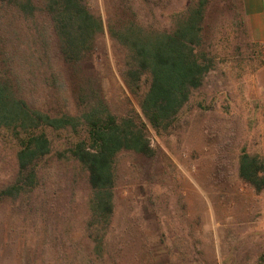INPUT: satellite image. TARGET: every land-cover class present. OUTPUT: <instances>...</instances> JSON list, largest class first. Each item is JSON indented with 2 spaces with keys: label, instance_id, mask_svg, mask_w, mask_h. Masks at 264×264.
<instances>
[{
  "label": "rangeland",
  "instance_id": "rangeland-1",
  "mask_svg": "<svg viewBox=\"0 0 264 264\" xmlns=\"http://www.w3.org/2000/svg\"><path fill=\"white\" fill-rule=\"evenodd\" d=\"M188 2L85 0L105 30L96 41L94 68L82 64L83 79L88 78L116 114H133L145 124L155 151L149 158L121 152L115 159L116 211L102 264L108 259L110 264H264V190L256 191L239 175L243 150L264 157V94L253 84L264 46L250 40L240 0L210 1L206 36L214 68L168 134L147 123L123 80V57L108 32V18L125 22L131 4L138 21L164 28L170 25V13L183 10ZM5 8L1 49L19 45L27 55L55 53L53 43L37 48L42 42L39 13L32 15L31 23L7 13L12 7ZM49 135L53 155L41 164L36 189L30 195L19 190L15 197L7 192L16 185L18 146L0 129V264H98L88 261L84 234L87 171L59 156L86 138L85 129L79 125L75 133ZM24 197L33 200L34 208L39 206L35 216L22 209Z\"/></svg>",
  "mask_w": 264,
  "mask_h": 264
},
{
  "label": "trees",
  "instance_id": "trees-1",
  "mask_svg": "<svg viewBox=\"0 0 264 264\" xmlns=\"http://www.w3.org/2000/svg\"><path fill=\"white\" fill-rule=\"evenodd\" d=\"M210 1L189 0L183 10L170 13V25L164 28L138 21L134 4L128 7L130 17L125 22L108 18L110 38L123 57V80L138 99L147 123L161 135L176 128L193 92L214 68L206 36ZM5 7H12L7 12L12 17L31 23L32 15L39 13L42 42L37 48L42 43L55 46V53L39 56L24 54L19 45L0 48L5 67L0 71V129L10 133L18 146L16 185L7 193L17 197L23 190L30 195L39 181L41 164L53 155L49 133H75L81 125L86 138L71 143L68 155L60 152L59 156L87 171L90 194L83 223L88 261L102 264L116 211L115 159L121 152L154 156L145 124L133 114H116L88 78L83 79L82 64L94 68L96 41L105 30L103 20L85 0H0V21ZM239 165L240 178L263 191L264 157L243 150ZM32 201L24 197L22 209L35 216L39 206L34 208Z\"/></svg>",
  "mask_w": 264,
  "mask_h": 264
},
{
  "label": "crops",
  "instance_id": "crops-1",
  "mask_svg": "<svg viewBox=\"0 0 264 264\" xmlns=\"http://www.w3.org/2000/svg\"><path fill=\"white\" fill-rule=\"evenodd\" d=\"M245 12L250 40L255 45L264 46V0H240ZM256 91L264 94V64L253 74Z\"/></svg>",
  "mask_w": 264,
  "mask_h": 264
}]
</instances>
